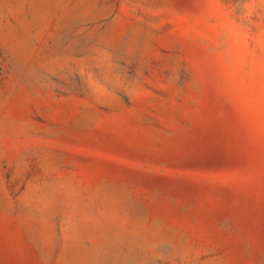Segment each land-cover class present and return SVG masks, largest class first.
<instances>
[{"label": "rangeland", "instance_id": "374dc122", "mask_svg": "<svg viewBox=\"0 0 264 264\" xmlns=\"http://www.w3.org/2000/svg\"><path fill=\"white\" fill-rule=\"evenodd\" d=\"M0 264H264V0H0Z\"/></svg>", "mask_w": 264, "mask_h": 264}]
</instances>
